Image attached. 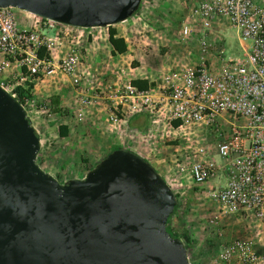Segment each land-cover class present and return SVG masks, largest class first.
<instances>
[{"label": "built area", "instance_id": "built-area-1", "mask_svg": "<svg viewBox=\"0 0 264 264\" xmlns=\"http://www.w3.org/2000/svg\"><path fill=\"white\" fill-rule=\"evenodd\" d=\"M179 1L181 9L174 12L178 25L167 28L166 45L162 36L158 44L171 54V65L161 71L159 84L144 90L125 79L121 61L112 56L108 26L75 27L24 11L26 26L19 23L16 8L0 7V73L8 66L14 69L12 83L1 80L0 85L14 97L21 88L30 120L35 101L28 84L46 79L79 90L84 98L75 109L79 120L88 97L102 95L111 100L113 124L144 113L151 130L168 127L173 140L188 142L186 163L178 164L181 174L195 185L216 176L225 179L208 191L218 205L208 224L230 216L252 217L248 222L258 227L254 235H238L223 246L218 262L264 264V0ZM145 13L140 5L121 22L128 24L120 36L125 44L136 28L139 40L149 47ZM226 23L238 33L237 52L228 51L214 35L216 26ZM94 42L108 45H103L107 51L99 59L92 54ZM87 89L93 90L91 95L83 93ZM178 155L181 159L182 153Z\"/></svg>", "mask_w": 264, "mask_h": 264}, {"label": "water", "instance_id": "water-1", "mask_svg": "<svg viewBox=\"0 0 264 264\" xmlns=\"http://www.w3.org/2000/svg\"><path fill=\"white\" fill-rule=\"evenodd\" d=\"M142 0H0L91 28L132 17ZM40 135L0 85V264H190L167 229L176 193L148 160L117 147L60 182L36 161Z\"/></svg>", "mask_w": 264, "mask_h": 264}, {"label": "rangeland", "instance_id": "rangeland-1", "mask_svg": "<svg viewBox=\"0 0 264 264\" xmlns=\"http://www.w3.org/2000/svg\"><path fill=\"white\" fill-rule=\"evenodd\" d=\"M181 3L179 0L143 1L144 5L141 9L146 12V21L149 23L151 31V36L148 38L150 42L149 46L152 44L154 50H159L158 44L160 39L158 37L161 36L160 29L177 27L178 22L174 12H179L181 9L179 4ZM14 11L19 23L27 26L28 23L24 22L26 13L18 9H14ZM127 27V23H119L108 27V32L110 30L119 35L122 33L123 28ZM216 28L217 30L214 35L223 40L224 48L228 51L233 50L237 52L239 47L236 30L228 26L227 23L222 24L220 27L216 26ZM129 41L128 52L118 57L123 62H120V65L124 68L125 79L129 78L131 80L132 78H140V76L145 75L149 76V80L154 85L159 84L161 71H164L168 65H171L169 63L170 59H172L170 58L171 54L165 55L164 61L161 64L160 55H156V51L154 52L153 49L145 57L140 58L139 50L146 47L139 40L136 28H132L131 33H129ZM103 45H107L106 42H94L91 45V48L95 49L92 54L96 55L98 59L107 51ZM226 54L228 53L226 52ZM1 59L2 56L0 55ZM13 70L12 66L6 67L4 72L0 73V81L3 80L11 84L10 74H12ZM48 81L53 82L55 80L37 79L35 82L40 90H48V94H50L49 96L43 94L40 99H36L34 96V83H29L31 84L29 96L35 101V106L30 109V115L31 123L38 131L44 146L48 142L51 145L49 155L45 159H48L57 168L54 173L58 179L59 177L69 176V178H72L71 175H74L78 170L77 167L81 168V166L82 174L85 176L86 172L110 150L109 145L130 146L132 143L134 145L140 144L141 137L138 131L132 129L130 126L129 119L131 117L129 115H127L128 117H121V120L113 124L109 119V105L105 103V100L88 97L87 104L83 106V117L79 120L75 109L80 105L81 99L83 100L84 98H78L76 105L68 103L66 100L61 103L59 96L54 93V86L58 85L56 86L57 88L65 90V83H55L50 87L47 86V84L49 85ZM59 85L62 87H59ZM69 90L72 91L70 88ZM46 102H49V104H46ZM72 120L75 123H71ZM65 121L70 122V128L67 136L61 138L58 136L57 130L59 124ZM96 122H98V128L95 125ZM148 122L150 125L149 119ZM148 126L146 129L150 127ZM167 129L168 127L164 129L162 126H158V129L154 131L162 134L160 143L155 145L158 148V153L155 156H159L166 165L174 169L176 168L175 170L179 174L178 164L182 161L186 163L183 157L185 156L184 152L187 150L188 142L182 140V143H180L173 140V135L168 133ZM210 144L212 143L209 142L208 145ZM202 145L204 146L205 144ZM180 153H182L181 159H179L178 155ZM66 160L70 162L68 166H65ZM36 161L38 164L41 163L40 157L36 158ZM82 163L84 164L82 165ZM59 167L64 170L62 172L58 171ZM59 174L61 175L59 176ZM180 175L179 183L188 185V187H179L175 192L178 196L179 208L174 217H177L180 225L177 229L172 224V230L174 233L184 235V238L181 236V239L186 244L190 264H220L218 262V254L223 246L227 245L238 235H254L258 227L252 222H248V220H252V217L237 218L234 216H230L229 218L224 217L218 223L209 225L207 219L218 213V205L207 194L209 190L222 186L225 182H222L224 177L216 176L204 184L194 186L187 175L181 173ZM210 183H212L211 186ZM174 188L176 187L174 186Z\"/></svg>", "mask_w": 264, "mask_h": 264}, {"label": "crops", "instance_id": "crops-1", "mask_svg": "<svg viewBox=\"0 0 264 264\" xmlns=\"http://www.w3.org/2000/svg\"><path fill=\"white\" fill-rule=\"evenodd\" d=\"M144 1V0H142ZM143 3L141 2V8H143ZM143 10V9H141ZM126 23V22H124ZM171 30V29H169ZM169 30L167 28H165L164 30L163 29H160L159 32H161V36H159L158 38L160 39L161 38V42L164 43L165 45L167 44V41L166 38L167 36L170 34L169 33ZM131 32V31H130ZM151 31L148 32L149 36H151ZM168 32V33H167ZM114 33V32H113ZM167 33V34H165ZM121 35L123 34H115L114 33V36L116 37H120ZM109 48L111 49V45L109 44ZM161 48V47H160ZM128 49H129V45L126 44V51L125 52H128ZM153 49V45L151 44V46H149L148 48H143L141 50H139V55H140V58H143L147 55L148 52H151V50ZM112 50V49H111ZM153 51L155 52L156 49ZM152 51V52H153ZM124 52V53H125ZM124 53H116V54H112V56H114V59H118V57L124 55ZM169 53V52H168ZM159 54L160 55V64L163 63L164 61V56L167 55L166 52L164 51V49H159L156 51V55ZM151 55V54H150ZM162 57H163V60H162ZM119 60V59H118ZM168 60V59H167ZM121 61V60H120ZM123 63V62H121ZM120 64V62H119ZM140 78H145L147 80H149V76H140ZM134 79V78H132ZM37 81V80H36ZM35 81V82H36ZM150 81V80H149ZM34 82V86H33V93H34V96L36 99H40L41 96L44 94V95H50L48 94L49 91L48 90H40V88L37 86V84H35ZM49 85L47 84V86H53V84L57 83L56 81H48ZM58 86V85H56ZM56 86H54V93L57 94L60 98V101L62 103V101L65 102L68 101V103H72L73 105H76V100L78 98H80V94H79V90H76L74 88H72L71 86H68V85H64L65 86V90L61 89V88H57ZM46 87V86H45ZM59 87H62L61 85H59ZM72 89L71 90H69ZM46 91V92H45ZM92 89H87V90H83V93H86V94H89L91 95L92 93ZM81 92V91H80ZM47 93V94H46ZM47 97V96H45ZM69 98V99H67ZM98 100H105V103L107 105H109L111 103V100L110 98L106 97V96H100V97H97ZM63 102V103H64ZM107 110V109H106ZM98 117V116H97ZM69 123L70 122H63V123H60V124H65L68 126V130H69ZM71 123H75L74 120L71 121ZM59 124V125H60ZM129 124L130 126L132 127V129L138 131V134L139 136L141 137V142L140 144H136L134 145L133 143L130 145V146H121V145H109L110 149L113 147V146H120V147H123V148H128L129 150L133 151V152H136L137 154H139L140 156L144 157L146 160H148L150 162V164H152V166L160 173V175L164 178V180L169 184V186L172 188V190L174 192H176L177 189H179V187H188V185H183L181 183H179V178L181 177L180 173L178 174V172L166 165L162 159L159 157V156H155L157 153H158V148L157 144L160 143V140L162 137H159L160 136V133L158 132H152V130L150 129L149 130V122H148V117L144 114V113H137L135 115H133L130 119H129ZM96 127L98 128V122H96ZM149 125V126H148ZM35 126V125H34ZM147 126L149 127L148 129ZM100 129V128H99ZM147 130V131H146ZM47 144V145H46ZM44 146L43 144V140L41 139L40 137V149H39V152L37 154V159L40 157V161L41 163H39V165L47 172H49L50 174L54 175L57 179V175L54 173V171L57 169L52 163L49 162L48 159H45V157L47 155H49V148H50V143H46ZM39 162V161H38ZM70 162H68V160L65 161V166H68ZM84 163H82L83 165ZM54 169V170H53ZM77 171L75 172L74 175H71L73 178H82L84 175L82 174L83 172L81 171L82 169V166L81 168L77 167ZM64 169L59 167L58 171H63ZM66 171V170H65ZM69 172V171H68ZM61 174H59L60 176ZM70 177V176H69ZM69 177H62L60 178L59 177V181L60 182H63L65 180H67ZM223 177V176H222ZM225 179L222 181L224 182ZM192 183V182H191ZM192 185L196 186L194 183H192ZM212 185V183H210V186ZM174 186L176 188H174ZM179 208V200L177 199V207H176V211L175 213L173 214L172 218H171V224L175 225V228L179 227V222L177 220V217H174V215L176 214L177 212V209ZM174 218V220H173ZM178 229V228H177Z\"/></svg>", "mask_w": 264, "mask_h": 264}, {"label": "trees", "instance_id": "trees-1", "mask_svg": "<svg viewBox=\"0 0 264 264\" xmlns=\"http://www.w3.org/2000/svg\"><path fill=\"white\" fill-rule=\"evenodd\" d=\"M108 27H110V26H108ZM108 40H109V43H110V45L112 47V50H111L112 54H116V53L120 54V53H124L126 51V44L124 42V39L121 38V37L114 36V33L112 31H110V30H109ZM39 55L40 56L42 55V51L39 52ZM130 83L133 86H135L138 89H140V90H144V89H147L148 87L154 86L153 82H151V81H149V80H147L145 78L144 79L143 78H134V79H131ZM30 87H31V84H28L29 91H30ZM17 90H18V94L19 95L16 96V98L22 103V100L20 98L21 88L18 87ZM173 125L176 126L177 122H173ZM57 133H58V136L61 137V138L66 137L67 134H68V126L65 125V124H60L58 126ZM117 147H120V146H113L111 149L117 148ZM126 149H128V148H126ZM134 154H137V153L134 152ZM176 196H177V194H176ZM176 207H177V205L175 206L173 212L169 215L166 226H167V229L171 233L172 236L179 237V238H181V236H182L184 238L183 234L180 235V234H178L176 232L174 233V231L172 230L171 218H172L173 214L176 211Z\"/></svg>", "mask_w": 264, "mask_h": 264}]
</instances>
